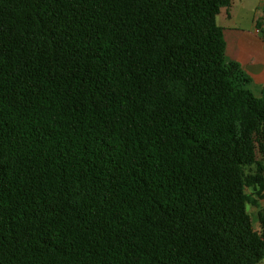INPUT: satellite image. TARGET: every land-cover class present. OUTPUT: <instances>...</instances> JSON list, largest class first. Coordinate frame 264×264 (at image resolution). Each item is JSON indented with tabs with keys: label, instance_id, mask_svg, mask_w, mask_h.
<instances>
[{
	"label": "trees",
	"instance_id": "16d2710c",
	"mask_svg": "<svg viewBox=\"0 0 264 264\" xmlns=\"http://www.w3.org/2000/svg\"><path fill=\"white\" fill-rule=\"evenodd\" d=\"M231 5L0 0V264L264 259V88L224 58Z\"/></svg>",
	"mask_w": 264,
	"mask_h": 264
},
{
	"label": "crops",
	"instance_id": "0c3cea01",
	"mask_svg": "<svg viewBox=\"0 0 264 264\" xmlns=\"http://www.w3.org/2000/svg\"><path fill=\"white\" fill-rule=\"evenodd\" d=\"M238 6L242 0H238ZM236 1L232 0L226 16L235 20L232 11ZM225 9V8H224ZM222 12V11H221ZM264 14V0H258L253 10L252 23L247 26L237 25L223 28L226 41L224 58L228 61H235L242 67V71L251 79L249 96L260 99L264 88V21L260 18ZM261 207H264V200ZM258 219V217H257Z\"/></svg>",
	"mask_w": 264,
	"mask_h": 264
},
{
	"label": "rangeland",
	"instance_id": "374dc122",
	"mask_svg": "<svg viewBox=\"0 0 264 264\" xmlns=\"http://www.w3.org/2000/svg\"><path fill=\"white\" fill-rule=\"evenodd\" d=\"M236 1V5L233 6L232 11L235 14V20H230L226 16V9H222L221 14L218 16V24L223 27L224 29L228 26L232 27L235 24L247 26L252 23V17H253V10L255 11V5L258 0H242V5L238 6V0ZM246 174L249 177L254 178H261L264 179V164H260L258 166L252 165V166H246L245 168ZM250 191H253L252 189H249ZM263 204V200L259 202L258 208L251 207L248 205V209L251 212L253 219H254V227L256 228L258 223V211L263 208L261 205ZM264 264V259L259 263Z\"/></svg>",
	"mask_w": 264,
	"mask_h": 264
},
{
	"label": "built area",
	"instance_id": "2783aa9c",
	"mask_svg": "<svg viewBox=\"0 0 264 264\" xmlns=\"http://www.w3.org/2000/svg\"><path fill=\"white\" fill-rule=\"evenodd\" d=\"M262 21H264V14H262L261 18H260Z\"/></svg>",
	"mask_w": 264,
	"mask_h": 264
}]
</instances>
